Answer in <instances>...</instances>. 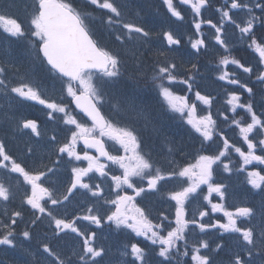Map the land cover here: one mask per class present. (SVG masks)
Masks as SVG:
<instances>
[{"label":"snow or ice","instance_id":"snow-or-ice-1","mask_svg":"<svg viewBox=\"0 0 264 264\" xmlns=\"http://www.w3.org/2000/svg\"><path fill=\"white\" fill-rule=\"evenodd\" d=\"M209 0H179L180 5H187L191 8L197 19L194 20L193 27L196 29V34L201 35L200 29L203 23H207L215 29V42L225 52H228V46L222 38V29L224 22L227 21L235 25L239 30L241 37L251 36L249 47L252 48L259 56V63L264 65V42L257 40L252 36L254 30V22L258 19L264 23V0H230L224 7L217 8L221 13V24L218 26L211 20L204 21L199 19L202 16V9L208 5ZM88 3L96 6V8L107 10L112 15H109L106 23L111 26L113 24H120L118 19L121 16L119 9L112 2V0H88ZM163 4L173 17L183 19L181 12L177 10L173 0H163ZM25 9L28 10L29 6L25 4ZM254 9H259L261 17L253 14ZM232 10H240L246 12L248 18L242 23L233 19L230 14ZM90 14L81 13L78 11L70 0H33L30 6V25L31 36L39 41L38 51L42 54L44 61L50 66V71L58 78H67L66 91L67 95L72 98L77 109L91 121V126L81 123L77 118L67 110L65 105L50 102L41 98L38 91L29 83L21 82L18 86L11 87L10 91L20 98L26 100L37 101L39 104L44 105L46 108L51 109L52 112L64 114V124L74 126L75 130L71 131V136L66 143L58 147L59 153H66L68 157L75 160H86L88 166L86 168L73 167L72 168V181L65 193H62L59 198L52 194V191L43 186L42 177L46 176L44 171L28 170L20 163L16 162L5 151V147L0 143V168H5L12 173L19 174L23 178L25 184L31 188L30 194L25 195L24 203L30 206L33 210L34 219L32 224L41 220L45 215L50 218L51 223L55 225V234L70 231L75 233L78 237H82L83 243L80 252H73L72 256L63 257L60 253L55 251L49 244L42 245L43 253L46 254L47 264H73V257L76 258V264H99L97 258L102 257L104 250L94 246L93 240L95 233L85 234L77 226V220H85L99 227L102 223V218L94 212L92 207L87 209V214L75 217L73 220H65L57 218L53 212L46 206L49 203L55 207L62 204L73 194L77 188L86 189L93 197H100L102 195L101 186L97 184L93 188L89 183L84 182V177L89 173L96 172L101 177H108V172L105 171L106 164L100 162V157L111 161L113 164L119 165L122 170V175H112L111 181L113 182L114 189L117 191L116 197L113 200H105L106 204L115 206V211L107 216V221L115 224L117 228L130 229L137 237H144L151 245L156 246V256L162 258L159 264H170L173 255H178L181 259L178 264H187L183 257L190 255L192 264H212L211 257L203 254V249H208L209 245L206 241H199L191 245V252L189 253L188 238L186 235L189 224L195 225L199 228L200 232H204L208 228H219L225 233H237L239 239L242 240L245 247L246 255L250 258L252 256V249L257 247L259 240L260 246L264 249V226L260 229V236H256V231L253 227H242L238 225V221L243 219H250L255 215V210L251 207L241 206L236 207L234 211L224 210L223 203H213L210 197L213 193L220 197V200L225 199L223 184L212 183L213 165L221 161L229 150H234L239 154L243 170L245 165L256 162L257 164L264 165V155L256 154L258 145L261 151H264V138L258 140V144L254 142V138H250V134L262 135L264 134V119L256 114L254 106L250 101L247 104H241L240 96L235 93H229L226 103L231 106V110L235 112L237 107L243 108L250 116V122L242 123L241 120L233 119L231 123L239 129V135L243 142L247 145V151H242L241 147L230 144L229 140L219 133L220 138L223 140V147L219 150L217 155H200L195 164H189L180 168L178 171L165 174L160 168H154L152 162L138 151L139 142L134 129L129 127H118L114 123L107 120L100 111L98 104L104 102V96L101 94L100 88L93 79L96 70L100 74V78L107 81H114L121 75V61L120 59L98 46L97 42L92 38L86 19ZM0 26L3 30L13 37H23L25 31L17 19L11 18L5 14H0ZM122 28L131 39V34L136 33L142 37H148L149 33L144 28L136 26L132 23H123ZM117 41H122V37L117 35ZM163 38L167 41L170 49L172 46H179L181 41L174 37L171 32H163ZM191 48L199 52L201 48L205 47L203 39H193L190 41ZM175 50V49H173ZM164 53H161L163 55ZM235 65L243 70L245 73L251 74L253 69L244 66L239 60L229 56H221L219 59L220 74L218 79L227 81L229 84H240L244 90L252 94L253 90L247 85L241 84L238 79L232 78L234 73L223 70V66ZM197 66L192 65L195 69ZM4 69L0 68V73ZM156 87L159 90V95L167 102L169 108L180 113L181 117L187 114L186 123L190 125L195 132L203 138V141H211L213 136L216 135V121L213 119L211 113L204 116L196 115L195 104L189 105L184 96L175 95L168 85L178 81L176 75V64L168 62L166 64L157 65L155 74L153 76ZM194 79L189 75L187 79H179V83L186 84L188 90H192L190 81ZM257 80L264 82V71H260L257 75ZM167 82V84L165 83ZM0 85L7 89L4 80L0 79ZM78 85V88H77ZM196 100L201 101L204 105H211V98L201 95L199 91L195 93ZM132 111H135L134 106H130ZM52 112H49V117L52 118ZM139 115V114H138ZM223 115V113H221ZM227 120L228 117L224 116ZM23 129H30L35 135H39L38 125L34 120H24L21 123ZM98 133V135H96ZM107 137L110 140L116 141L124 150L125 155L116 156L111 155L105 149V143L101 139ZM55 141V137H52ZM82 141L85 148H95L98 153L97 156L89 155L84 151L83 155L77 153L76 145ZM224 170L230 171L229 165H223ZM52 169H48L51 172ZM173 176L180 178H187V186L182 187L178 191L169 193V199L175 201V219L174 227H169L165 233L162 224H154L145 212L136 207L133 203L135 196H140L145 192L144 187H136L133 178L140 177L147 179V190H156L160 181L171 178ZM247 183L253 189L264 191V174L261 171H249L247 173ZM201 185H207V194L203 196V200L207 202L213 213L223 211L227 219V223H220L217 221L214 224L208 225L201 223L195 218L192 220L186 219L185 203L190 195L197 193ZM124 186L132 189L135 196L123 194ZM10 192L4 184L0 183V200L7 201ZM47 197V200L44 198ZM44 201V203H42ZM39 213V215H36ZM21 212L14 211L11 214L9 223H3L2 234H0V245L7 246L8 248L16 247L15 244V225L17 218L21 217ZM208 215L207 211H200L199 217L201 220ZM163 216V214H162ZM167 220V216H163ZM173 223L170 221V224ZM24 239L30 238V232L25 230L21 233ZM183 242L184 251H180V243ZM222 248V245L217 244L215 250ZM214 250V251H215ZM124 256H131L130 264H147V252L144 248L140 247L138 243H131L130 248L126 247L122 253ZM229 264H250V259H245L239 253L235 254L229 261Z\"/></svg>","mask_w":264,"mask_h":264},{"label":"rangeland","instance_id":"rangeland-1","mask_svg":"<svg viewBox=\"0 0 264 264\" xmlns=\"http://www.w3.org/2000/svg\"><path fill=\"white\" fill-rule=\"evenodd\" d=\"M5 1L8 0H0L1 3H4ZM32 1L33 0H25L23 9L19 10L20 11L19 15L25 16L24 18L30 17V6L32 5ZM215 1L217 2L218 0ZM85 2H88V0H85ZM245 2H248V0H245ZM25 4L29 6L28 10L25 9ZM86 9L88 11H92L91 8H89V6L86 7ZM97 9L98 11L99 10L101 11V9L99 8ZM212 10L214 9H210V7L206 6L205 9H202V16L199 19L207 21L210 20L209 16L215 15L218 18H216V20H211V21L215 22L217 20H220L221 22V13L218 11L216 13H212ZM128 11L137 17L136 13L138 11L136 8H134V6L128 8ZM108 13L109 12L107 10H104V18L106 19V21L108 16L110 15ZM0 14H5L9 17H15L13 16L8 5L6 6L0 5ZM230 14L233 16V19L236 20L237 22L246 19L248 17L246 12L240 10H232ZM244 15H246L247 17L243 18ZM90 18L94 24L99 25V21L95 17H90ZM232 25L235 27V25L232 23H229L227 21L224 22L225 27H231ZM200 32L201 35L198 36L196 34V29L193 27V32L192 34L190 33V36L187 39L189 41L193 39H203L205 41V47L201 48L203 52L205 51L207 53L214 54V51L219 52L221 50H224L215 42L214 28H211V26L208 25L207 23H203L201 25ZM209 38H211L210 41L208 40ZM222 38L225 40L229 49L231 45L230 42L237 39L236 31H233L231 33V36H226V32H222ZM35 41L37 42L38 39L35 38ZM128 41H129L130 49L126 48L125 50L128 56L127 59L132 64L133 67L129 71V74H125L123 76L122 75L123 67L120 66L121 75L118 78H116L114 81L106 82L104 79H101L100 76L97 75L93 76L94 81L100 88L101 94L104 96V102L107 104L106 115L109 117L110 122L114 123L116 126L129 127L131 129H134L135 134L138 137V142L142 139V137L144 141V136L141 132V129L144 130L148 136V141L146 140L145 142L146 148L152 147L155 150L156 149L165 150V146L167 145L169 151L166 150L164 151L165 153L164 162L160 166H156V163H154V168H160L162 172L167 174L173 171H178L180 168L185 167L189 164H195L198 158L191 159L187 156L186 153L188 152L189 149H191V147L193 151V145L188 135H186L183 132H180L178 125H176L175 128H173L171 124L167 125V127H165L166 130L163 133V138H162L164 139L163 144H161L158 147L153 146V142L155 141L151 139V136H149V130L154 131L156 135L161 133V131L158 132V130H161L158 125V121L161 120L160 117L161 112L156 109H152L149 112L146 109L147 110L146 115L143 116L144 113L142 112L143 108L141 106L145 104V101H150L146 103V105H144L145 107H148L149 105L154 104V101H158V99L162 97L159 95V90L156 87V83H158V81H154L153 79L155 70L152 69L151 71H149L147 73V75L149 76L148 77L144 72V67L142 68V64L138 62V60L141 57L140 54L143 53V49L142 50L139 49L140 45L145 44L146 46H150L153 43L150 40L146 39L145 37L138 35L132 36V38L128 39ZM19 44L27 45L28 42L25 40H20ZM164 44H167V41L159 42V45H164ZM11 49H12V45L8 40H4V39L0 40V55H4L3 60L6 63V66L9 68V70L13 72L12 76H7L9 88L5 89L3 85H0V143L4 145L5 151L8 155H21V157L29 155L30 156L29 166H28L29 169L30 170L38 169L40 171H44L46 175H48V177H42V183L44 187L51 189L52 183L66 181L63 192L65 193L72 181V168L73 167L86 168L88 166V161L86 160L77 161L74 158L68 157L66 153H62V155L65 156L63 160V164H64L63 168H60L58 165L49 162L51 151L50 149L49 150L47 149L46 151L43 146V143L40 142L38 138L44 133V130L42 129V127L44 126L46 130H50L54 132L53 129L55 130L57 129L61 131L63 135V139H61V132H60L59 134L60 142L61 140H66L65 142H63L66 143L71 136V131H73L72 130L73 126L64 124L63 113L52 112L51 109L46 108L44 105L39 104L37 101L30 102L26 99H23L25 102L24 105H31L35 107L36 110L38 111L37 115L39 118L37 119V122H40L41 125V127L38 130L40 134L37 136L33 134L30 129H23L21 127L22 121L26 120L30 116L31 110L28 111L25 108L24 109L20 108L19 114H23V118H19V119L17 118V114L15 113L16 109H18V107L16 106V104L18 103L17 99L20 97L12 93L10 89L13 86L19 85L16 80V72H17L16 65L22 64L24 60H26L29 69H25L24 72L25 75L27 76L36 73L39 70V66L36 63V61L33 59V57H31L30 51L27 53L29 58L26 59L25 56L26 50H22L20 52H13ZM172 51L175 50L173 49L170 50V52ZM176 52H177V56H180L178 51ZM191 53L192 51L188 50V53H186L184 57L187 56L188 54V59H191ZM182 58L183 56L180 57L179 61H181ZM175 61L176 59L172 57H163L159 60V62L151 61L149 65L156 67L157 65L160 64H166L168 62L174 63ZM180 65L176 63V75L178 77V81L179 79H187V77L189 76V74L185 73L184 69ZM220 67L221 66H219V68ZM224 69L225 67L223 66V70ZM131 74L134 77H136L135 80H133V77L130 76ZM219 74H220V69H219ZM50 79H51L50 84L52 85L49 84L47 88L42 87L35 79L32 80L24 79L22 82L29 83L32 87H34L38 91L41 97H45L44 99L50 102L59 101L57 104L65 105L63 101H66L68 98H71L67 95V91H66L67 83H61V85L58 86L56 84H53L54 80L52 77H50ZM2 80L4 79L2 78ZM120 80L123 81L125 86H120L119 83ZM178 81L168 86L175 95L184 96L187 99L188 104L193 105V102L188 101L189 92H187L185 95H182L176 91L175 88L180 87L182 85ZM197 83L200 84L199 92L202 95L208 96L209 94L206 93L203 84L204 83L203 74L197 79ZM5 84L7 85L6 82ZM105 86L115 87V90L111 91V95H112L111 99H113V101H111L110 96H108V94L104 90H102L103 87ZM217 93H219V91H217ZM225 100H227V98ZM109 101H111V103ZM104 102L102 104H104ZM14 103L15 105L13 106ZM196 103L198 104L199 107H206V105H204L201 101H197ZM130 106H134L135 111H132V108ZM210 106H208V109ZM49 112H52V118L49 117ZM129 113L136 114L135 120H139L141 122L140 126H138L141 127L139 128L140 130L135 126H133L132 124H130L129 122L119 120L118 117H120L122 120H126L127 118L125 119V117H122L121 115L129 114ZM176 113L179 116H181L180 113L178 112ZM206 114L207 113H205L204 115ZM75 117L79 122L84 123L80 120V118L77 115ZM183 118L187 119L186 113ZM262 119H264V117ZM86 125L91 126L89 124ZM140 133L142 134V136ZM173 133L175 134L173 135ZM256 136L257 135H255V137ZM102 138L104 140H110L107 137H102ZM111 141H113L114 144L118 145L116 141L114 140ZM255 142L258 144L256 140ZM172 145L175 148H171ZM50 146L54 147L53 145ZM59 146L60 143L55 148H58ZM15 148L16 150H13ZM9 149L11 150L8 151ZM76 151L78 154L82 156L85 150L82 151L79 148L78 149L76 148ZM260 153L264 154V151H261L260 146H258L256 149V154L260 155ZM16 162L20 163L23 166L20 160H16ZM242 163H243L242 160H239L238 162L239 170L237 169V167H231L227 162H225L224 164L229 165L230 171L226 172L224 170L223 165L221 166L222 168L220 167L221 171L216 170L218 176L214 177L215 180L213 181V183L225 185L224 188L225 199L221 201L220 197L215 193L212 194L211 198L213 203H223L224 210L227 211H234L236 207H241V206H247L253 208L255 210V215L250 219L241 218V220L238 221V225L242 227H253L256 231V236L259 237L260 229L262 226H264V191H261L259 189H253L251 185L247 183V178H248L247 173L249 171L255 170V171H261V173L264 174V168H262V165L253 162L252 164L245 165L243 170H241ZM217 166H219L218 163L213 165V169H216ZM49 168L52 169L51 172H48ZM107 172L109 174L108 177H101L96 172L89 173L87 177H84V182L89 183L93 188H95L97 184L101 186L102 195L100 197H93L91 193H89L86 189L77 188L74 190L73 194L70 196L68 200L63 201L62 204L60 205H57V208H55V212L53 215L56 216L57 218H62L71 221L75 217H79L87 214V209L89 207H92L94 209V212L102 218L101 225L97 227L95 224H92L88 221L77 220L76 226L85 234H89L92 232L95 233V238L93 240L94 246H96L97 248H102L104 250V254L102 255V257L97 258L99 260V264H130L132 257L130 255L124 256L122 255V253L125 251L126 247L130 248L131 242H129L128 244L127 241L121 242L120 236H123L124 238H126L125 235L132 237V241H134V243H138L139 246L142 248L145 246V241L147 240H145L144 237H137L135 233L131 232L130 229H126L123 227L117 228L114 223L107 221L106 219L107 216L114 211L115 206L111 204H106L105 200L115 199L117 191H120L114 189L113 182L111 181L112 175L109 173V171ZM18 175L19 174L12 173L5 168H0V183L4 184L5 187L9 189L10 192V196L7 201L0 200V226H2L3 223H7L4 220L3 217L4 213L1 210L4 209L8 211V209L3 207L6 206L8 203L12 202L11 195L13 194V190L16 188V185L18 184L17 183L19 181ZM120 175H122V171L120 172ZM234 178L241 181V182L238 181L240 183L239 185H235V182L237 180ZM139 179L142 181L143 184L142 187L146 188L147 179L146 178L141 179L140 177ZM46 180L50 182L45 183L44 181ZM245 180L246 183L244 182ZM14 183H16V185ZM187 183H188L187 178H180L173 176L171 178L160 181L157 185L156 190H147L146 191V193H148L147 195H145V193L143 192L141 193L140 196H135L132 189H129L126 186H124L123 191L127 190L126 192L128 194L135 196L133 203L136 205V207L141 208L144 212L146 210L145 214L148 213L154 215L155 217L167 216L168 218H170L172 220L171 222L173 223L170 224L169 222V226H168L169 228L175 226L174 225L175 201L170 200L168 194L173 191H178L184 186H187ZM30 192H31V188L29 186V194ZM61 194L62 193L54 196L59 198ZM120 194L122 195V191L120 192ZM205 194H207V185H201L200 189L197 190V193L190 195L189 199L185 203L186 219L192 220L195 218L201 223H205L208 225L214 224L217 221H219L220 223H227V219L224 216L223 211H219L215 213L212 212L210 205H207L208 203L203 200V196ZM24 206L30 207L27 204H24ZM30 209L31 208H29L27 211H29ZM200 211L208 212V215L205 216L202 220L199 217ZM7 218L8 221L10 222L11 216L8 215ZM39 223L40 224L37 230L44 231L47 229H51V231H53L54 236L51 237L50 239L44 238L40 240L39 238L34 236V237H30L27 240L18 241L16 240V238L19 237V234L22 233V231L20 229H17L15 235L16 247L8 248L7 246L2 245L0 248V264H47L46 254H44L42 250V245L45 243L49 244L55 251L60 253L63 257L72 256L73 252H77V253L80 252L83 243L82 237H78L75 233H72L70 231L60 233V235L57 236L55 234V225L51 223L50 218L46 215L39 221ZM17 224H18V220H17ZM0 234H2V228H0ZM186 235L188 238L189 253L191 252L192 244L197 243L201 240L206 241L208 243L209 248L203 249L202 253L206 255L207 252L213 254L212 264H229V261L237 253L244 256L245 259H250V264H264V249L261 248L259 240L257 242V247L252 249V256L249 258L246 255L247 250L245 249L242 240L239 239V234L237 233H225L218 227L208 228L204 232H200L198 227L189 224ZM37 236L40 237L41 234H38ZM36 241H38L39 243L38 245L35 244ZM217 244L222 245V248L219 250H215ZM73 264H76L75 257H73Z\"/></svg>","mask_w":264,"mask_h":264},{"label":"bare ground","instance_id":"bare-ground-1","mask_svg":"<svg viewBox=\"0 0 264 264\" xmlns=\"http://www.w3.org/2000/svg\"><path fill=\"white\" fill-rule=\"evenodd\" d=\"M139 12L141 14L143 13L140 10H139ZM143 17H147L149 19V21H154V19L151 16H148V14H146V13L144 14ZM161 53H164V54L161 55ZM178 53H179L180 56H177V52L176 51H172V52L165 51V50H163V51L162 50L161 51L159 50L157 52H154V51H146V52H143V53L140 54L141 57L138 60V62L141 63V64H149L151 61L158 62L163 57H172V58L176 59L178 62H181L184 59V55H186L185 48L182 47V49L180 51H178ZM182 56H183V58L181 59V61H179L180 57H182ZM200 59L203 62H208V61H210V56L208 54H203V55L200 56ZM160 117H161V121L163 123L162 124V129H166L165 127H167V125H170V120H169L168 117L163 116V115H161ZM129 122L131 124H133L132 121L129 120ZM133 125L136 128H138V129L140 128L136 124H133ZM35 244L38 245L39 244L38 241H36Z\"/></svg>","mask_w":264,"mask_h":264},{"label":"trees","instance_id":"trees-1","mask_svg":"<svg viewBox=\"0 0 264 264\" xmlns=\"http://www.w3.org/2000/svg\"><path fill=\"white\" fill-rule=\"evenodd\" d=\"M70 2L72 1L70 0ZM137 9L138 11L140 10L143 12V16L146 13L154 19V21H151V27H153L155 31L161 32L164 30L165 26L163 27V25H160L159 22L169 26L170 28L171 26L174 28L176 27L173 21L171 23L167 21V17L171 18V16L168 15L167 7L163 4V0H142V5L137 6ZM148 102L149 101H145L144 105Z\"/></svg>","mask_w":264,"mask_h":264},{"label":"flooded vegetation","instance_id":"flooded-vegetation-1","mask_svg":"<svg viewBox=\"0 0 264 264\" xmlns=\"http://www.w3.org/2000/svg\"><path fill=\"white\" fill-rule=\"evenodd\" d=\"M259 23H261L260 19H259ZM256 33H257V40L264 41V23H262V25L257 28ZM244 56L248 59V63L250 64L249 67L253 69L254 73L264 71V65H261L259 63V56L257 53H255L254 50L244 51Z\"/></svg>","mask_w":264,"mask_h":264},{"label":"water","instance_id":"water-1","mask_svg":"<svg viewBox=\"0 0 264 264\" xmlns=\"http://www.w3.org/2000/svg\"><path fill=\"white\" fill-rule=\"evenodd\" d=\"M42 55V54H41ZM50 67V66H49ZM96 71V70H95ZM67 79V78H66ZM74 105H75V103H74Z\"/></svg>","mask_w":264,"mask_h":264}]
</instances>
